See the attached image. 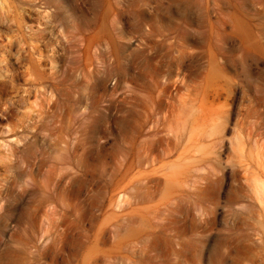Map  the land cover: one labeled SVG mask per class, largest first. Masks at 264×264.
Listing matches in <instances>:
<instances>
[{
	"label": "rangeland",
	"instance_id": "374dc122",
	"mask_svg": "<svg viewBox=\"0 0 264 264\" xmlns=\"http://www.w3.org/2000/svg\"><path fill=\"white\" fill-rule=\"evenodd\" d=\"M6 48L0 264H264V0H0Z\"/></svg>",
	"mask_w": 264,
	"mask_h": 264
},
{
	"label": "bare ground",
	"instance_id": "6f19581e",
	"mask_svg": "<svg viewBox=\"0 0 264 264\" xmlns=\"http://www.w3.org/2000/svg\"><path fill=\"white\" fill-rule=\"evenodd\" d=\"M28 55L30 56H35V58L31 59L34 62H39L42 60L43 57V52L41 50H35V52L29 51ZM12 55H11V51L9 49L6 48V50L0 55V92H3L9 83H13L15 80L18 79V77H20V75L24 76H30V73H19L17 70L15 69H11L8 60L11 59ZM25 57V56H23ZM3 64H5V67H3ZM28 81L29 78H27ZM41 84V82H39V85ZM37 91V89H36ZM39 93H41V90H38ZM31 93V91L29 89H25L23 91V94L21 95V98H18L17 100H14L10 107H9V111H13L15 107H17L19 105V102L23 101L25 98L27 99L28 95ZM75 120L78 122L79 118H75ZM85 130L81 129V127H76L73 131L72 134L74 135V140L72 143V146L70 145V142H66L65 146L61 147V155H62V159L64 160L65 164H71L72 161L76 162L77 166H80V162H81V156H79V147L80 145L83 143L82 142V136L85 135ZM153 137H156L155 141L156 142H160L163 137L159 135V132L156 131L152 134ZM60 151V150H59ZM14 156L13 153L9 154V158H10V162L13 161L12 157ZM8 158V159H9ZM69 175V174H68ZM62 177L57 180V184L55 186V190L57 192V195L60 194L63 195L66 193V198H61L60 199V204L62 205L63 209L66 207H70L71 210H77L78 207V203H79V197H78V193L75 190V185L79 180V174L78 171H75L73 176H68ZM151 181V179L149 180ZM59 196V195H58ZM57 197V196H56ZM58 199V198H57ZM56 206V205H55ZM54 207V206H53ZM65 210L64 214L67 213ZM63 222H66L67 218L66 216H63L61 219ZM48 221H50L48 219ZM161 260V259H160ZM157 261L156 259H150L149 260V264H162V261ZM177 264H180V261L177 262Z\"/></svg>",
	"mask_w": 264,
	"mask_h": 264
}]
</instances>
